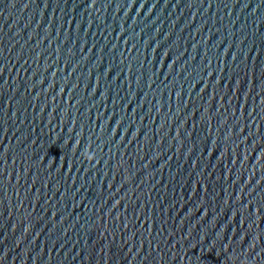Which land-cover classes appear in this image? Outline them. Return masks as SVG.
<instances>
[{
  "label": "water",
  "instance_id": "obj_1",
  "mask_svg": "<svg viewBox=\"0 0 264 264\" xmlns=\"http://www.w3.org/2000/svg\"><path fill=\"white\" fill-rule=\"evenodd\" d=\"M0 264H264V0H0Z\"/></svg>",
  "mask_w": 264,
  "mask_h": 264
},
{
  "label": "clouds",
  "instance_id": "obj_2",
  "mask_svg": "<svg viewBox=\"0 0 264 264\" xmlns=\"http://www.w3.org/2000/svg\"><path fill=\"white\" fill-rule=\"evenodd\" d=\"M87 159H88L89 161H91V160L94 159V157H93L91 154H88V155H87Z\"/></svg>",
  "mask_w": 264,
  "mask_h": 264
}]
</instances>
